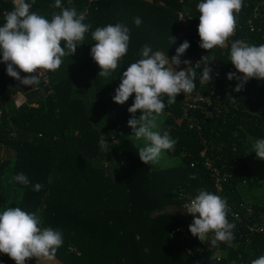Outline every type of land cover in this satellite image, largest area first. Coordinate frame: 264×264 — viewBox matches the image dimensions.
<instances>
[{
	"label": "trees",
	"instance_id": "16d2710c",
	"mask_svg": "<svg viewBox=\"0 0 264 264\" xmlns=\"http://www.w3.org/2000/svg\"><path fill=\"white\" fill-rule=\"evenodd\" d=\"M26 2L32 4L30 11L49 20L53 12L62 10L53 7L55 0ZM61 2L62 8L74 7L77 13L87 11L84 22L92 27L83 45H77L76 53L63 57L59 69L49 72L48 86L43 87L40 81L43 98L34 107L13 105L9 97L18 93L21 84L7 75V65L0 62V155L7 148L15 152L13 160H0V214L7 208L20 207L39 214L41 228L60 230L63 244L54 258L61 264H195L196 259L200 264H251L264 255V235L250 234L243 227L245 208L252 210L254 223L263 226L264 203L258 200L247 204L246 196L261 187L249 159L252 142L264 139V81L251 79L237 96L224 99L222 114L217 118L196 115L201 135L189 129L177 96L176 103L166 106L160 122L159 130H170L176 141L174 149L165 152L172 163L162 168L154 163L143 164L139 146L129 137L132 130L128 127V108L135 94L124 105L113 100L123 72L141 58L144 45L171 60L176 49L188 41L190 47L180 57L181 64L195 53L191 37L177 22L176 13L188 11L199 20L197 5L203 0ZM11 10L13 0H0V26L5 22L4 14ZM137 17L141 20L139 26L134 22ZM117 23L129 28L128 51L115 71L108 77H99L100 68L90 55L95 43L91 33L97 27ZM236 40L264 44V0H243L236 14L233 41ZM221 53V63L233 66L228 49L211 50L210 57H220ZM78 72L87 73L93 80L109 141L118 139V144H110L117 167L114 179L93 164L99 150L98 134L83 104L71 94L72 79ZM20 75L23 78L27 74ZM205 148L213 167L226 174L221 198L233 205V211L241 217L237 221L227 213L228 221L234 224V239L230 243L218 242L213 248L220 252L219 261L190 233L193 221L187 223L184 215L182 218L169 211L182 208L200 190L216 194L211 171L205 167L206 158L201 156ZM20 173L28 178V185L13 179ZM38 183L42 189L33 191ZM178 228L189 236L185 246L177 244L172 236ZM209 237L212 239L211 233ZM185 248L194 251L195 256ZM198 249H203L200 255ZM0 264L15 261L0 253Z\"/></svg>",
	"mask_w": 264,
	"mask_h": 264
},
{
	"label": "clouds",
	"instance_id": "9594fccd",
	"mask_svg": "<svg viewBox=\"0 0 264 264\" xmlns=\"http://www.w3.org/2000/svg\"><path fill=\"white\" fill-rule=\"evenodd\" d=\"M242 6L243 0H203L199 3V47L209 53L215 48L224 49L235 33L236 14ZM53 7L62 10L53 12L49 20L30 11L32 4L26 0H13V10L4 14L5 22L0 26V62L7 65L9 77L21 85L31 86V90L39 86L42 74L58 70L63 57L76 53L77 45H83L85 34L92 27L84 22V12L77 13L74 7L62 8L61 0H55ZM134 22L137 26L141 24L139 17ZM91 38L95 43L90 55L100 68L99 77H108L127 54L129 28L121 23L108 24L97 27ZM189 47V42L184 41L169 60L168 55L153 52L149 45H144L140 51L141 58L126 68L115 90L113 100L118 105H124L135 94L133 104L128 108L131 114L128 127L132 130L129 137L145 141V145L138 150V156L145 165L158 162L164 152L174 149L176 141L170 136V130L161 132L157 121L166 106L176 103L177 96L191 94L195 88L194 69L200 62L195 67L176 70L181 64L180 57ZM229 59L236 72L229 73L227 79L240 81L234 91L240 92L251 79L264 81V44L256 46L240 40L233 41ZM183 63L187 66L190 61L184 60ZM21 72L27 75L22 78ZM210 73L207 65L201 74V84H209ZM137 112L141 113L138 117ZM100 147L102 151L109 152L106 141L101 140ZM253 149L256 156L264 160V139L255 140ZM13 179L22 185L30 183L23 173ZM42 187L39 183L35 184L33 191L39 192ZM184 208L183 212L193 217L189 231L201 242L208 240L210 233V245L213 247L218 242L230 243L234 239V224L227 219L226 200L218 195L200 190ZM40 225L37 213H28L20 207L4 210L0 214V253L14 260L15 264H25L26 260L33 258L36 261L51 260L63 244V234L60 230L41 228ZM251 264H264V255Z\"/></svg>",
	"mask_w": 264,
	"mask_h": 264
},
{
	"label": "built area",
	"instance_id": "2783aa9c",
	"mask_svg": "<svg viewBox=\"0 0 264 264\" xmlns=\"http://www.w3.org/2000/svg\"><path fill=\"white\" fill-rule=\"evenodd\" d=\"M97 0H87V2L90 4L91 2H94ZM195 0H188L189 3L194 2ZM70 2V1H69ZM87 11H85L86 13ZM256 16V14H255ZM177 22L182 27V29L189 34L191 37L192 44L195 48V53L192 55V59L190 61L189 66L195 67L199 62V65L196 66L194 69L196 72V77L194 79L195 88L191 94H183L181 93L179 95L181 99V110H182V116L184 119H186L189 122V129H195V131L198 133V135L202 134V128L199 125H196L197 118L196 115L201 114L204 116V118H210L214 119L217 118L219 115L222 114L221 107L224 99H228L231 96H237L240 92L234 91L235 87L239 84L236 81L228 80L227 75L229 73H235L236 69L233 68V66H227L223 65L221 63V56H223V53H221L220 57L216 56L213 58L210 57V53L201 49L199 47V35H198V25L199 20L195 18L192 13L188 11H179L176 13ZM250 24V23H249ZM251 27V25H250ZM253 28H251V31ZM233 42V36L229 38L227 41V46L224 49L229 50L230 55V46ZM217 50V48L213 49L212 51ZM209 55V56H208ZM208 56L207 58L203 59V57ZM223 58V57H222ZM229 59V57H228ZM209 63V64H208ZM211 69V80L209 84L200 83V78L203 70L207 67ZM237 75H240L237 73ZM48 76L49 72L44 73L40 76V81L43 83V87L48 86ZM10 101L13 103L15 107H21L25 104V99L23 95L21 94H11L9 97ZM229 101V99H228ZM232 103H229L231 105ZM1 115V111H0ZM191 115V116H190ZM111 145L118 144L117 138H112L110 140ZM206 148L204 151H202L201 156L203 158H206ZM205 167H207L211 172V177L214 180V187L216 190V195L221 197L222 193V185L223 181H225L226 174H221L220 171L213 167L212 162L206 158L205 159ZM194 199V198H192ZM191 201L188 200L183 203L181 206L183 211H185L184 205L189 203ZM228 213H230V216L234 218L237 221L241 220V217L237 212L233 211V205L227 204ZM184 220L187 223H190L193 221V217L191 215H188L183 212ZM253 212L250 208H245V218L246 222H244L243 227L246 231H248L250 234H262L264 235V227L258 223H254L255 220L252 217ZM172 236L177 244L180 246H185L189 240V236L187 233L183 231V229H175L172 232ZM211 237L208 238L207 241L201 242V246L205 247L208 251H212V255L214 258H216L217 261L220 259V252L218 250H214L216 246L210 245ZM213 249V250H212ZM199 251L197 254L200 255L203 252V249H198ZM185 251L190 256H195V252L191 251L188 248H185ZM44 260L36 261L35 258L31 260H26L25 264H42ZM195 264H200L199 259H196Z\"/></svg>",
	"mask_w": 264,
	"mask_h": 264
},
{
	"label": "crops",
	"instance_id": "0c3cea01",
	"mask_svg": "<svg viewBox=\"0 0 264 264\" xmlns=\"http://www.w3.org/2000/svg\"><path fill=\"white\" fill-rule=\"evenodd\" d=\"M145 2H151V0H142ZM192 56L189 57L188 61H191ZM170 60V59H169ZM189 65H185L184 63L180 64L179 68L176 70H183ZM36 87V86H33ZM19 91L16 94L23 95L25 99V104L33 106L39 100L43 98V93L36 87V90H31V86L21 85L19 87ZM71 94L74 98L78 99L84 106L85 114L92 125V127L96 130L99 139V150L96 158L93 160V164L97 167H101L106 170L107 175L114 179L117 175V167L112 160L111 155V145L109 141V133L107 127V121L104 116L103 111L101 110L99 101L95 94V88L93 84V80L91 77L85 72H78L73 76L72 79V88ZM24 104V105H25ZM104 140L107 142V146L109 152H104L101 150L100 141ZM15 158V152L11 149L3 150L0 155V160H13ZM169 211L183 218V209L182 208H169ZM42 264H61L54 257L51 260H44Z\"/></svg>",
	"mask_w": 264,
	"mask_h": 264
},
{
	"label": "rangeland",
	"instance_id": "374dc122",
	"mask_svg": "<svg viewBox=\"0 0 264 264\" xmlns=\"http://www.w3.org/2000/svg\"><path fill=\"white\" fill-rule=\"evenodd\" d=\"M163 117H164V113L160 117H158L157 122L159 124L162 121ZM133 140H134L135 144L137 146H139V148H141L145 145V141H143V140H135L134 138H133ZM171 163H172L171 160L169 158H167V156L165 155V152H164L162 154L161 158L159 159V161L154 163V164L157 165L158 167L162 168L163 166H168ZM249 164H250L252 171L255 173L256 178L258 179V184H260L261 187L258 189H252V193H248V195L246 196V203L251 204V203L258 201V200H259V202L261 201L264 203V165H263L261 159H259L256 156V153L254 152V149H253V144L251 145ZM262 224L264 227V215H263V219H262Z\"/></svg>",
	"mask_w": 264,
	"mask_h": 264
}]
</instances>
